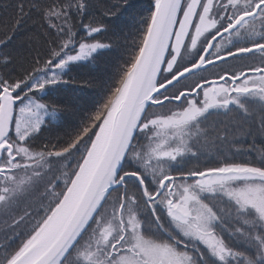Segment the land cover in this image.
Masks as SVG:
<instances>
[{
    "label": "snow or ice",
    "instance_id": "6c2138e0",
    "mask_svg": "<svg viewBox=\"0 0 264 264\" xmlns=\"http://www.w3.org/2000/svg\"><path fill=\"white\" fill-rule=\"evenodd\" d=\"M258 142L264 0L0 2V264H264Z\"/></svg>",
    "mask_w": 264,
    "mask_h": 264
},
{
    "label": "trees",
    "instance_id": "16d2710c",
    "mask_svg": "<svg viewBox=\"0 0 264 264\" xmlns=\"http://www.w3.org/2000/svg\"><path fill=\"white\" fill-rule=\"evenodd\" d=\"M0 2H3V0H0ZM118 56L119 53H113L109 57L98 61L96 65L90 67L88 70L73 72L72 75L76 76L78 79H104L114 71V68L118 63ZM100 92L101 88L99 86L86 87L81 88L79 90L78 96L76 97H74L72 93H62L56 98L63 102H69L75 99L83 108L91 109L94 102L99 99ZM76 122L77 120L72 116H65L63 125L58 129H54V132H59L61 135H63L65 132H70L72 130V126Z\"/></svg>",
    "mask_w": 264,
    "mask_h": 264
},
{
    "label": "flooded vegetation",
    "instance_id": "af4514ba",
    "mask_svg": "<svg viewBox=\"0 0 264 264\" xmlns=\"http://www.w3.org/2000/svg\"><path fill=\"white\" fill-rule=\"evenodd\" d=\"M261 147H264V145L260 144L259 142L257 143V149L259 150ZM255 154V153H254Z\"/></svg>",
    "mask_w": 264,
    "mask_h": 264
}]
</instances>
